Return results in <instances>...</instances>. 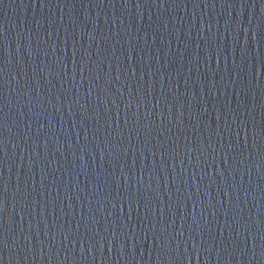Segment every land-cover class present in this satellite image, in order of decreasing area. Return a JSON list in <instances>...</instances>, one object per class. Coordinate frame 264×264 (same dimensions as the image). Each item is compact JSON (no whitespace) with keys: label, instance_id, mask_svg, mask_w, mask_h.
<instances>
[{"label":"water","instance_id":"obj_1","mask_svg":"<svg viewBox=\"0 0 264 264\" xmlns=\"http://www.w3.org/2000/svg\"><path fill=\"white\" fill-rule=\"evenodd\" d=\"M0 264H264V0H0Z\"/></svg>","mask_w":264,"mask_h":264},{"label":"snow or ice","instance_id":"obj_2","mask_svg":"<svg viewBox=\"0 0 264 264\" xmlns=\"http://www.w3.org/2000/svg\"><path fill=\"white\" fill-rule=\"evenodd\" d=\"M3 190H4V191H6V190H7V186H6V185H4V188H3Z\"/></svg>","mask_w":264,"mask_h":264}]
</instances>
